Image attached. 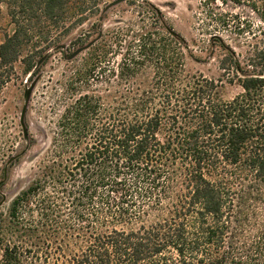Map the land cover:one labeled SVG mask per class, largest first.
Segmentation results:
<instances>
[{
  "label": "trees",
  "instance_id": "trees-1",
  "mask_svg": "<svg viewBox=\"0 0 264 264\" xmlns=\"http://www.w3.org/2000/svg\"><path fill=\"white\" fill-rule=\"evenodd\" d=\"M1 1L14 30L0 69L29 73L100 0ZM247 1L264 21V0ZM160 24L116 28L115 47L131 40L107 77L103 36L69 72L55 157L0 221V264H264V50L223 101L218 82L184 73L186 44Z\"/></svg>",
  "mask_w": 264,
  "mask_h": 264
},
{
  "label": "rangeland",
  "instance_id": "rangeland-1",
  "mask_svg": "<svg viewBox=\"0 0 264 264\" xmlns=\"http://www.w3.org/2000/svg\"><path fill=\"white\" fill-rule=\"evenodd\" d=\"M113 1H98L93 16L58 44L65 45V51L50 53L36 71L32 72V69L26 73L20 60L0 69V221L6 219L11 200L27 189L37 173L55 157L52 150L56 123L69 100L66 78L90 54L87 49L74 58L75 61L67 60L76 49L99 35L103 36L102 44L108 54L101 68L106 69L103 76L107 77L108 70L118 64L131 40L130 34L121 38V45L115 47L114 30L127 25L135 29L141 24H151L155 30H161V22L169 33L176 34L186 44L183 49L184 73L218 82L223 101L241 93L238 79L249 73L250 70L246 69L248 60L255 50H264V21L252 11L247 0H126L105 11ZM9 20L6 5L0 0V41L14 30ZM43 26L42 30L48 32V25L43 23ZM78 37H82L84 42L73 45L72 41ZM41 38L35 34L27 51ZM43 44L40 43L41 46ZM115 50L117 58L113 55ZM25 54L27 52L23 51L20 59ZM41 57L34 59V66ZM233 62L240 65L238 73L234 71ZM150 69L146 72L152 76ZM36 77L39 79L24 117L25 139L19 123L23 94ZM113 82L114 77L108 82H94L93 86L108 89L114 85ZM11 157L14 158L12 161ZM45 240L37 250L41 260L45 256L48 258V237ZM1 256L0 248V259ZM42 264H48V259Z\"/></svg>",
  "mask_w": 264,
  "mask_h": 264
},
{
  "label": "water",
  "instance_id": "water-1",
  "mask_svg": "<svg viewBox=\"0 0 264 264\" xmlns=\"http://www.w3.org/2000/svg\"><path fill=\"white\" fill-rule=\"evenodd\" d=\"M126 0H114L113 2H111L110 4H108L106 7H105V11L116 6V5H119L123 2H125ZM170 34L173 36V37H177L176 34L170 32ZM100 36V35H99ZM98 36V38H99ZM93 40L91 42H89L87 45L83 46V47H80L78 49H76L72 54H70L68 57H67V60H73L74 58H76L79 54H81L82 52H84L85 50L89 49L97 40ZM66 49V46L65 45H58L56 47H54L53 49L47 51L35 64L32 72L36 71L41 65L42 63L47 59V57L49 56L50 53L54 52V51H58V50H62V51H65ZM39 77H36L32 83L30 84L29 87H26L25 90H24V94H23V100H24V104H23V107H22V110L20 112V118H19V123L21 125V128H22V132H23V136L25 139H27V131H26V128H25V125H24V117H25V114H26V109H27V106H28V103H29V100H30V96H31V93L33 91V89L35 88L36 84H37V81H38ZM14 158L11 157L10 158V161H12Z\"/></svg>",
  "mask_w": 264,
  "mask_h": 264
},
{
  "label": "crops",
  "instance_id": "crops-1",
  "mask_svg": "<svg viewBox=\"0 0 264 264\" xmlns=\"http://www.w3.org/2000/svg\"><path fill=\"white\" fill-rule=\"evenodd\" d=\"M3 42V40L2 41H0V44Z\"/></svg>",
  "mask_w": 264,
  "mask_h": 264
}]
</instances>
